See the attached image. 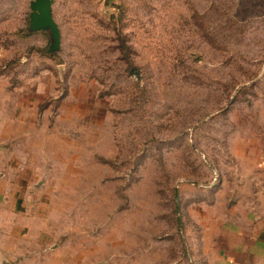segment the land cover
I'll return each mask as SVG.
<instances>
[{"label":"rangeland","instance_id":"rangeland-1","mask_svg":"<svg viewBox=\"0 0 264 264\" xmlns=\"http://www.w3.org/2000/svg\"><path fill=\"white\" fill-rule=\"evenodd\" d=\"M29 2L0 0L29 191L0 203V264H201L207 224L264 186V0H52L54 54Z\"/></svg>","mask_w":264,"mask_h":264},{"label":"crops","instance_id":"crops-1","mask_svg":"<svg viewBox=\"0 0 264 264\" xmlns=\"http://www.w3.org/2000/svg\"><path fill=\"white\" fill-rule=\"evenodd\" d=\"M14 108L22 109L18 115L26 114L25 105L21 108L16 104ZM5 113L0 110V203L7 204L11 210L26 209L29 191L25 202L16 204L20 200L18 182L22 178L16 172L19 155L24 152L20 143L18 148L8 143L10 137L19 133L20 118L12 119ZM255 194L244 196L245 204L226 210L216 223H213L214 216L207 224L202 247L205 261L201 264H264V186L261 185Z\"/></svg>","mask_w":264,"mask_h":264},{"label":"water","instance_id":"water-1","mask_svg":"<svg viewBox=\"0 0 264 264\" xmlns=\"http://www.w3.org/2000/svg\"><path fill=\"white\" fill-rule=\"evenodd\" d=\"M27 31L46 32L50 39L47 51L56 53L60 48L61 35L52 14V0H30Z\"/></svg>","mask_w":264,"mask_h":264}]
</instances>
